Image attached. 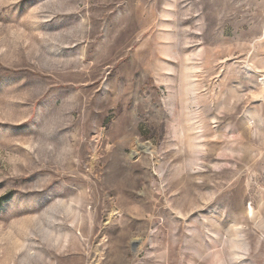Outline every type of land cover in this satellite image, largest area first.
Returning a JSON list of instances; mask_svg holds the SVG:
<instances>
[{
    "label": "rangeland",
    "instance_id": "374dc122",
    "mask_svg": "<svg viewBox=\"0 0 264 264\" xmlns=\"http://www.w3.org/2000/svg\"><path fill=\"white\" fill-rule=\"evenodd\" d=\"M0 264H264V0H0Z\"/></svg>",
    "mask_w": 264,
    "mask_h": 264
}]
</instances>
